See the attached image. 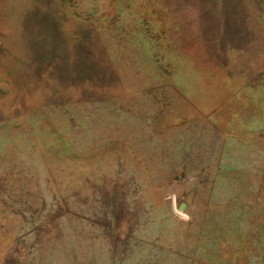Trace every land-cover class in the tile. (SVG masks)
Returning a JSON list of instances; mask_svg holds the SVG:
<instances>
[{
	"label": "rangeland",
	"instance_id": "rangeland-1",
	"mask_svg": "<svg viewBox=\"0 0 264 264\" xmlns=\"http://www.w3.org/2000/svg\"><path fill=\"white\" fill-rule=\"evenodd\" d=\"M0 264H264V0H0Z\"/></svg>",
	"mask_w": 264,
	"mask_h": 264
}]
</instances>
